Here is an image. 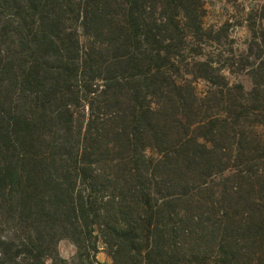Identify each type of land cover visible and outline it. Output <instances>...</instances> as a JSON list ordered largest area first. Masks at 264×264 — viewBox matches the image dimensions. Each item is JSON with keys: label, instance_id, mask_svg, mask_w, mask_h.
Instances as JSON below:
<instances>
[{"label": "trees", "instance_id": "trees-1", "mask_svg": "<svg viewBox=\"0 0 264 264\" xmlns=\"http://www.w3.org/2000/svg\"><path fill=\"white\" fill-rule=\"evenodd\" d=\"M204 6L0 0V264H264V56L229 83Z\"/></svg>", "mask_w": 264, "mask_h": 264}, {"label": "rangeland", "instance_id": "rangeland-1", "mask_svg": "<svg viewBox=\"0 0 264 264\" xmlns=\"http://www.w3.org/2000/svg\"><path fill=\"white\" fill-rule=\"evenodd\" d=\"M204 3L203 25L219 32L221 39L199 54L221 70L229 83L242 84L249 90L250 64L253 59L264 56V0H204ZM195 87L199 94L206 91L202 80ZM57 250L65 264H81L75 246L68 240L60 241ZM95 261L94 264H112L100 241Z\"/></svg>", "mask_w": 264, "mask_h": 264}]
</instances>
